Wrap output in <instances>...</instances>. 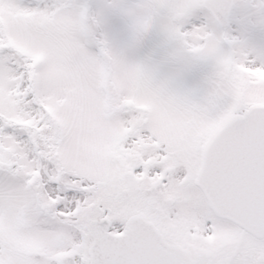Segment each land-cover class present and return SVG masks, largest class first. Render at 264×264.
<instances>
[{
	"label": "snow or ice",
	"instance_id": "obj_1",
	"mask_svg": "<svg viewBox=\"0 0 264 264\" xmlns=\"http://www.w3.org/2000/svg\"><path fill=\"white\" fill-rule=\"evenodd\" d=\"M0 264H264V0H0Z\"/></svg>",
	"mask_w": 264,
	"mask_h": 264
}]
</instances>
